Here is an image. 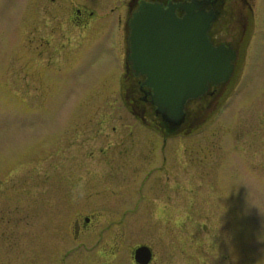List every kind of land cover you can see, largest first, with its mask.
<instances>
[{"label":"rangeland","instance_id":"rangeland-1","mask_svg":"<svg viewBox=\"0 0 264 264\" xmlns=\"http://www.w3.org/2000/svg\"><path fill=\"white\" fill-rule=\"evenodd\" d=\"M81 1L0 0V264H134L142 243L151 264H264V0L230 97L164 144L118 94L103 36L77 48ZM97 210L75 239L70 221Z\"/></svg>","mask_w":264,"mask_h":264},{"label":"flooded vegetation","instance_id":"flooded-vegetation-1","mask_svg":"<svg viewBox=\"0 0 264 264\" xmlns=\"http://www.w3.org/2000/svg\"><path fill=\"white\" fill-rule=\"evenodd\" d=\"M41 0H39L40 2ZM56 3L57 0H50V2ZM113 2L108 9V15L97 13L105 5L106 0H82L80 3L72 4L67 13V20L70 23L68 32L72 33L75 40L80 39L77 43V48L87 49V44L91 39V35L95 34L98 37L103 36L105 42L110 45V49L114 50V60L116 61L117 68L123 67L122 71H119L120 90L118 94L124 96L127 107L130 111L139 118V120L146 126L154 129L156 132L162 134L163 144L166 137L170 134H182L188 132L198 122L200 116L203 115V120L208 117L209 111L214 107L216 103L217 107L226 97H230L232 91L236 87L237 80L240 75L244 60L246 59L247 52L249 54L250 49L247 48L252 45L253 29L255 23V17L257 16L258 9L262 7V0H205V10L213 15L210 26L208 29V37L211 44L214 47H222L224 50H228L229 62L231 63V74L225 81H221L218 84H209L208 89L202 93L199 97L192 99L186 103L185 106V119L177 128L170 127L163 119L161 115L155 111V106L151 102V87L144 84L145 77L141 74H136L131 66V61L128 60L129 54V42L128 35L130 31L129 19L138 12L140 5L145 2L160 3L164 8H167L170 4L175 7V13L177 16L182 17L184 11L175 6L176 3L190 2L191 0H109ZM257 7L255 10L254 7ZM102 12V11H101ZM256 13V14H255ZM111 17L116 19V25H112L109 28L108 21L105 20ZM252 36L251 44L250 38ZM255 36V35H254ZM86 37L87 41L82 44ZM71 40V39H70ZM76 42V41H75ZM87 43V44H86ZM250 44V45H249ZM200 121V120H199ZM100 127L105 129L106 124H101ZM195 127V126H194ZM113 131L118 130L115 126H112ZM19 190V189H17ZM74 190V189H73ZM56 196V190L53 189ZM18 195L10 193V196H15L21 199L19 203L27 205L28 199L34 201L37 198L36 192L32 191H18ZM23 194L24 195L22 197ZM91 197V194H88ZM85 198L86 200L89 199ZM9 197V196H8ZM56 200V197H53ZM10 199V198H9ZM83 199V198H82ZM83 199V204L85 201ZM7 206V212L17 218L14 220H21L17 214L10 213V202H5ZM17 210L21 206L16 202ZM14 204V203H13ZM25 209L24 207H20ZM99 215V211H92L88 213L80 214L70 221L71 233L78 238L80 235H86L91 232H95L99 225V219L96 217ZM10 218L6 220L10 222ZM72 225V227H71ZM103 231V228H101ZM119 227L117 223L113 228L108 229L105 235L101 234L102 238H105V245H108V250L112 254L117 252V244L120 237ZM98 237V236H97ZM104 239V240H105ZM103 240V241H104ZM80 246V244H79ZM104 247V246H103ZM135 248V247H134ZM152 255L148 264H151L154 260V253L151 248ZM134 264H138L133 257Z\"/></svg>","mask_w":264,"mask_h":264},{"label":"water","instance_id":"water-1","mask_svg":"<svg viewBox=\"0 0 264 264\" xmlns=\"http://www.w3.org/2000/svg\"><path fill=\"white\" fill-rule=\"evenodd\" d=\"M205 0L176 3L184 11L179 17L171 4L143 2L129 19V54L136 74L151 87L155 111L172 128L181 125L186 103L197 98L209 84L227 80L231 73L228 50L214 47L208 37L213 15ZM151 248L146 244L133 250L138 264H148Z\"/></svg>","mask_w":264,"mask_h":264},{"label":"bare ground","instance_id":"bare-ground-1","mask_svg":"<svg viewBox=\"0 0 264 264\" xmlns=\"http://www.w3.org/2000/svg\"><path fill=\"white\" fill-rule=\"evenodd\" d=\"M184 119H185V116H184ZM184 121V120H183Z\"/></svg>","mask_w":264,"mask_h":264}]
</instances>
